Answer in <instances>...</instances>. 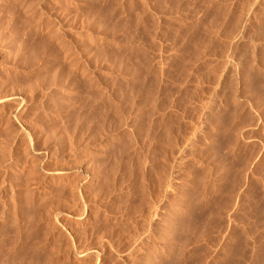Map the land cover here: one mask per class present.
Wrapping results in <instances>:
<instances>
[{
  "label": "rangeland",
  "instance_id": "374dc122",
  "mask_svg": "<svg viewBox=\"0 0 264 264\" xmlns=\"http://www.w3.org/2000/svg\"><path fill=\"white\" fill-rule=\"evenodd\" d=\"M0 93V264H264V0H0Z\"/></svg>",
  "mask_w": 264,
  "mask_h": 264
},
{
  "label": "bare ground",
  "instance_id": "6f19581e",
  "mask_svg": "<svg viewBox=\"0 0 264 264\" xmlns=\"http://www.w3.org/2000/svg\"><path fill=\"white\" fill-rule=\"evenodd\" d=\"M242 2V1H241ZM251 5V4H250ZM65 8V7H64ZM252 12V11H251ZM240 13V12H239ZM44 20H46V19H44ZM42 22V21H41ZM49 22V21H48ZM246 22V21H245ZM53 25V24H52ZM37 26H39V28L41 27V25H40V23H39V25H37ZM42 26H44L43 28H45V29H47L46 31L48 32V35L47 36H49L48 38H50V39H53V40H56V41H60V42H62V44L64 45V48H63V46H62V48H63V52H62V54H63V56L62 57H69L70 59H72V57L71 56H69V54H72V56H73V54L74 53H77V55H76V60H75V57L73 58L74 60H75V64H74V60L72 59V61L70 60L69 62H71L70 64H71V66L72 67H69V69L71 70V72H70V70H69V73L67 72V74L65 75H63L62 73V75L60 76V78L59 79H56V75L54 74V77H51V78H48L47 79V77H44L43 78V82H44V87H41L40 86V88H44V89H46V90H49L50 92L52 91V96L54 97V94L55 95H58V94H56V93H59V96H58V98L57 99H59V101L57 100V102H58V105H59V107H60V110L62 109L63 110V108L65 107V105L66 104H70V102H71V100L74 98V96H77V95H75V94H78V91H79V86L82 84V83H84V79H83V77H85L84 76V72H85V67L86 66H84V62L81 60V57L82 56H84V39H82L81 40V44H80V46H79V48H76V46H72L70 43H68V42H66V40L63 38L64 36H63V33L62 32H60V29L58 28V27H56L55 26V24L53 25V26H51L50 24L49 25H43L42 24ZM245 28V27H244ZM242 30V29H241ZM244 30V29H243ZM241 31V32H244V31ZM241 32H240V34H241ZM235 33H236V31H235ZM234 34V33H233ZM239 34V33H238ZM243 34V33H242ZM241 35H239V37H240ZM234 37V36H233ZM48 38H47V40H48ZM45 42V41H44ZM236 42V41H235ZM53 44L55 43V42H52ZM44 44V43H43ZM43 44H39L40 46H38V49L35 51V57L37 58V59H39L40 60V63L42 64V65H44V63H45V61L47 60V56H48V48L45 46V45H43ZM46 44H47V42H46ZM49 45H50V42L48 43ZM88 44V43H87ZM235 44V43H234ZM60 45V44H59ZM51 46V45H50ZM54 46V45H53ZM87 47V46H86ZM52 48V46L50 47V49ZM54 48V47H53ZM52 51V50H51ZM54 51H56V50H54ZM53 53V52H52ZM84 53V54H83ZM231 56V55H230ZM235 56V55H234ZM58 57V56H57ZM83 58V57H82ZM69 60V59H68ZM233 60V59H232ZM31 61V60H30ZM38 61V60H37ZM47 62V61H46ZM34 63V62H33ZM37 63H39V62H37ZM228 63H229V61H228ZM231 63V62H230ZM72 64H74V66L72 65ZM237 64V63H236ZM39 65V64H38ZM229 65V64H228ZM240 65V64H239ZM34 66V65H33ZM40 66V65H39ZM232 67H233V65H231ZM74 67V68H73ZM31 68H32V66H31ZM229 68V67H228ZM230 69V68H229ZM232 69H234V68H232ZM241 69V68H240ZM56 70H58V71H60V72H62V69L61 68H59V69H56ZM68 70V69H67ZM88 70V69H87ZM227 70V69H226ZM55 71V70H54ZM59 72V73H60ZM231 72H232V70H231ZM235 72V71H234ZM233 72V73H234ZM55 73H56V71H55ZM50 74V73H49ZM48 74V75H49ZM239 75V74H238ZM40 76H43V75H41L40 74ZM64 76H66V77H68V78H66V77H64ZM244 76V75H243ZM33 78H34V76H33ZM58 78V77H57ZM87 78V77H86ZM35 80V79H34ZM40 79H39V77H38V79H36L35 81H39ZM28 81V80H27ZM33 81V80H32ZM20 83V82H19ZM23 83V82H22ZM26 83V82H25ZM28 83V82H27ZM25 84V87L28 85L29 86V83L28 84ZM31 84H30V92H32V94L30 95L32 98H34V96H36V94H35V92H36V90H34V88H32L31 89V87H33V85H34V83H32V82H30ZM24 84V83H23ZM19 85V84H18ZM17 85V86H18ZM2 86V85H1ZM22 87H24V86H21V88ZM29 87L27 88V89H29ZM35 87H37V85L35 86ZM81 87V86H80ZM26 88H23V89H26ZM39 88V89H40ZM15 89V88H14ZM20 89V88H19ZM13 90V89H12ZM20 90H22V89H20ZM41 91V90H40ZM55 91V93L53 94V92ZM27 92H28V90H27ZM12 93V92H11ZM80 93H82V91L80 92ZM1 94V93H0ZM43 94V93H42ZM41 95V94H40ZM78 95H80V94H78ZM90 95V94H89ZM10 96L11 95H3V97H1V99H0V102H6L7 100H10L11 98H10ZM30 96H29V98H30ZM94 96V95H93ZM92 96V97H93ZM27 97L28 96H26V94H24L23 93V95L21 94V97H19V96H17V97H15L14 98V96H13V98L15 99V101H16V106H17V108H16V110L14 111L16 114L19 112V108H20V106H22L23 105V107L22 108H24V104L26 103V100H29V99H27ZM80 97V96H79ZM54 98H56V97H54ZM13 99V100H14ZM36 99V98H35ZM75 99H77L76 97H75ZM98 99H100L99 97H98ZM79 100V99H78ZM12 101V100H11ZM73 101V100H72ZM80 101V100H79ZM112 102H113V100H112ZM71 103H73V102H71ZM94 103V102H93ZM109 103V102H108ZM111 103V102H110ZM69 104H68V107H69ZM92 104V103H91ZM5 105H7V104H5ZM71 105V104H70ZM111 105V104H110ZM74 106V105H73ZM3 107V106H2ZM13 107V106H12ZM67 107V106H66ZM11 108V107H10ZM117 108V107H116ZM4 109V108H3ZM14 109H15V107H14ZM77 111V110H76ZM10 111H8V113H9ZM15 114V115H16ZM8 115V114H7ZM14 115V116H15ZM74 118V117H73ZM18 119V118H17ZM133 119V118H132ZM80 120V119H79ZM50 121V120H49ZM78 122V121H77ZM69 128V127H68ZM99 128V127H98ZM76 131V130H75ZM103 131V130H102ZM28 132V131H27ZM8 133V132H7ZM14 133V132H13ZM54 133V132H53ZM47 134V133H46ZM59 134V133H58ZM77 134V133H76ZM24 136H26V135H24ZM62 135L61 134H59V138L58 139H61L60 137H61ZM28 137V136H27ZM63 138V137H62ZM80 140V139H79ZM87 140V139H86ZM104 140V139H103ZM36 141V140H35ZM63 143V142H62ZM8 145V144H7ZM6 145V146H7ZM4 148V147H3ZM88 148V147H87ZM33 149V148H32ZM34 150V149H33ZM96 150V149H95ZM26 151V150H25ZM55 152V151H54ZM95 153V152H94ZM35 154V153H34ZM1 155V154H0ZM27 155V154H26ZM69 156V155H68ZM43 157V156H42ZM31 158V157H30ZM36 158V157H35ZM249 159V158H248ZM22 160V159H21ZM251 160V159H250ZM250 160H248V161H250ZM1 161V160H0ZM247 161V160H246ZM2 162H4V161H2ZM18 162V161H17ZM52 162V161H51ZM20 163H22V162H20ZM40 163V162H39ZM247 163V162H246ZM79 164H80V162H79ZM85 164V163H84ZM89 164V163H88ZM70 165V164H69ZM248 165H249V163H248ZM7 166V165H6ZM74 166H75V164H74ZM77 166H78V164H77ZM81 166V165H80ZM9 167V166H8ZM54 167V166H53ZM66 167V166H65ZM64 167V169H67V168H65ZM85 167V166H84ZM83 167V168H84ZM33 168V167H32ZM46 168V167H45ZM74 168V167H73ZM47 169H48V167H47ZM85 169V168H84ZM30 170V169H29ZM78 170V169H77ZM83 170V169H82ZM238 172V171H237ZM46 173L52 178V177H54V178H58V180L59 179H66L67 177H68V175H67V172L66 171H63L61 168L60 169H58V167H57V169L56 168H54V169H50V170H47L46 171ZM240 174V173H239ZM237 175V174H236ZM16 176V175H15ZM43 176V175H42ZM76 176V175H75ZM242 177V176H241ZM41 178V177H40ZM236 178V177H235ZM238 178V177H237ZM236 178V179H237ZM81 179H83V178H81ZM236 179H234L233 180V182L235 181H237ZM239 179V178H238ZM57 180V179H56ZM76 180H78V179H76ZM240 180V179H239ZM29 181V180H28ZM62 182V181H61ZM233 182H232V184L231 185H233ZM240 182V181H239ZM13 183V182H12ZM17 183V182H16ZM72 184V183H71ZM235 184V183H234ZM238 183H236V185H237ZM16 185V184H15ZM50 185V184H49ZM236 185H233V186H235L236 187ZM64 186V185H63ZM71 186V185H70ZM70 186H69V188H70ZM75 186V185H74ZM239 186H240V183H239ZM18 187V186H17ZM24 187V186H23ZM232 187V186H231ZM229 187V189H231V190H229V191H232L233 189H234V187ZM238 187V186H237ZM237 187H236V189H237ZM58 188V187H57ZM79 188V187H78ZM48 189V188H47ZM64 190V189H63ZM238 190V189H237ZM62 191V190H61ZM74 191V190H73ZM229 191H228V194H229ZM233 192V191H232ZM231 193V192H230ZM51 195V194H50ZM229 195H231V194H229ZM55 197V196H54ZM65 197V196H64ZM70 197V196H69ZM53 198V197H52ZM15 199V198H14ZM87 200V199H86ZM84 202V201H83ZM74 203V202H73ZM84 210V209H83ZM83 212V211H82ZM82 212H80V213H82ZM89 212V211H88ZM260 213V212H259ZM90 214V213H89ZM77 215V214H76ZM75 215V216H76ZM92 215V214H91ZM260 215V214H259ZM80 216V215H79ZM78 216V217H79ZM87 216V215H86ZM89 216V215H88ZM9 217V216H8ZM258 217V216H257ZM0 220H1V222H2V217H1V215H0ZM82 220V219H81ZM5 221V220H4ZM85 222V221H84ZM89 223V222H88ZM96 224V223H95ZM99 224V223H98ZM97 225V224H96ZM105 228V227H104ZM70 230V229H69ZM76 230V229H75ZM84 231V230H83ZM101 231V230H100ZM104 232H106L105 230H103ZM102 231V232H103ZM103 232V233H104ZM110 232V231H109ZM4 224L3 223H0V256H2V259L0 258V260H4L3 259V255H4V253H3V250H4V244H5V242H6V240L4 239L5 237H4ZM100 233V232H99ZM102 233V234H103ZM117 233V232H116ZM102 234H100V235H102ZM106 234V233H105ZM104 235V234H103ZM6 236V235H5ZM98 237H102V236H99L98 235ZM14 238V237H13ZM17 242V241H16ZM7 247V246H6ZM78 252V251H77ZM83 253V252H82ZM93 253V252H92ZM92 255V254H91Z\"/></svg>",
  "mask_w": 264,
  "mask_h": 264
}]
</instances>
